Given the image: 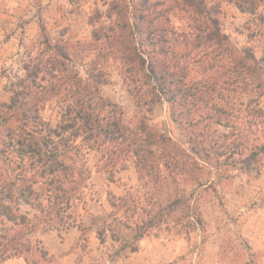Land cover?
Wrapping results in <instances>:
<instances>
[{"label":"trees","instance_id":"obj_1","mask_svg":"<svg viewBox=\"0 0 264 264\" xmlns=\"http://www.w3.org/2000/svg\"><path fill=\"white\" fill-rule=\"evenodd\" d=\"M222 5L247 16L244 30L259 57L223 32ZM87 20L89 42L51 40L41 29L40 48L22 60L20 74L6 76L0 263L54 264L30 236L72 227L69 211L89 180V152L109 173L133 160L142 194L110 196L111 211L92 218L98 241L109 236L124 253L163 225L202 232L194 197L213 189L214 178L264 170V0H111ZM109 63L133 100V126L101 95ZM50 101L60 105L54 126L41 117ZM159 103L185 147L149 124ZM19 203L34 213L21 214Z\"/></svg>","mask_w":264,"mask_h":264},{"label":"rangeland","instance_id":"obj_2","mask_svg":"<svg viewBox=\"0 0 264 264\" xmlns=\"http://www.w3.org/2000/svg\"><path fill=\"white\" fill-rule=\"evenodd\" d=\"M110 1L0 0V103L8 101L6 76L20 74L22 60L40 48L41 29L51 40L87 43L92 30L88 17L95 9L104 10ZM221 9L223 32L235 44L254 47L259 57L257 42L248 39L244 30L247 16L230 5H222ZM103 69L108 83L101 88V95L120 108L125 125L133 126L136 110L117 66L109 63ZM261 107L264 110V96ZM59 108L57 102H48L41 111L42 119L54 126ZM149 124L179 147H185L164 103L155 106ZM98 160L93 152L85 156L89 180L81 199L70 207L72 227L30 236L54 258V264H264V170L259 175L232 172L227 181L214 178L213 189L195 196L193 206L201 216L202 232L188 233L163 225L138 241L136 252L124 253L109 236L103 244L98 241L92 218L111 211L110 196H140L143 191L132 159L111 173L99 170ZM35 190L44 195L43 184L36 185ZM17 209L21 214L34 213L21 203ZM0 264L25 263L15 258Z\"/></svg>","mask_w":264,"mask_h":264}]
</instances>
